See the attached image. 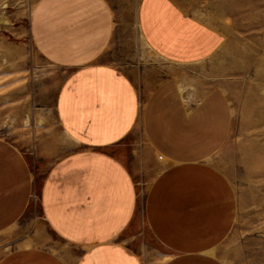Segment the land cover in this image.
Returning <instances> with one entry per match:
<instances>
[{
	"label": "crops",
	"instance_id": "crops-1",
	"mask_svg": "<svg viewBox=\"0 0 264 264\" xmlns=\"http://www.w3.org/2000/svg\"><path fill=\"white\" fill-rule=\"evenodd\" d=\"M136 13L143 42L167 62H202L220 46L219 34L175 0H140ZM32 29L41 51L64 68L55 112L75 144L42 180L38 201L46 229L79 249L84 264H140L125 242L139 197L124 145L139 124L164 163L143 202L146 226L169 257L162 264H226L219 250L235 225L238 201L214 163L232 127L224 92L187 94L169 77L140 104L126 73L95 63L112 32L104 0H40ZM35 197L26 158L0 138V233L20 221ZM0 264L68 263L45 246H33L4 255Z\"/></svg>",
	"mask_w": 264,
	"mask_h": 264
},
{
	"label": "rangeland",
	"instance_id": "rangeland-1",
	"mask_svg": "<svg viewBox=\"0 0 264 264\" xmlns=\"http://www.w3.org/2000/svg\"><path fill=\"white\" fill-rule=\"evenodd\" d=\"M39 1L0 0V138L26 158L36 195L20 221L0 233V258L16 249L45 246L68 264H84L79 249L64 245L46 229L39 210L45 174L75 148L55 112L64 68L41 51L33 34ZM104 1L112 15V32L107 49L95 63L126 73L140 104L169 77L187 94L201 96L220 88L226 95L232 127L214 163L234 188L238 214L219 256L226 264H264V0H175L220 36L216 51L192 65L167 62L145 45L137 27L140 0ZM124 145L139 197L125 242L140 264H162L169 257L146 226L143 202L164 163L150 150L139 124ZM63 248L68 249V256Z\"/></svg>",
	"mask_w": 264,
	"mask_h": 264
},
{
	"label": "bare ground",
	"instance_id": "bare-ground-1",
	"mask_svg": "<svg viewBox=\"0 0 264 264\" xmlns=\"http://www.w3.org/2000/svg\"><path fill=\"white\" fill-rule=\"evenodd\" d=\"M35 200H36V197H35Z\"/></svg>",
	"mask_w": 264,
	"mask_h": 264
}]
</instances>
